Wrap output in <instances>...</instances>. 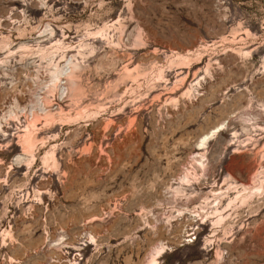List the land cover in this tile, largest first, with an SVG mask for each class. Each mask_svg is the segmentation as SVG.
<instances>
[{"label":"rangeland","instance_id":"374dc122","mask_svg":"<svg viewBox=\"0 0 264 264\" xmlns=\"http://www.w3.org/2000/svg\"><path fill=\"white\" fill-rule=\"evenodd\" d=\"M253 186L264 0H0V264H264Z\"/></svg>","mask_w":264,"mask_h":264},{"label":"bare ground","instance_id":"6f19581e","mask_svg":"<svg viewBox=\"0 0 264 264\" xmlns=\"http://www.w3.org/2000/svg\"><path fill=\"white\" fill-rule=\"evenodd\" d=\"M69 65H70V63H68ZM71 66V65H70ZM68 70V69H67ZM56 73V72H55ZM60 73L61 72H59V73H56L55 74V80L56 79H58V77H59V75H60ZM221 126H223V123L222 124H220L219 126H217V127H215V129H213L210 133H207V134H205L204 136H202L201 138H200V140H198L197 142H196V149H202L204 146H205V143H206V140L210 137V136H212L213 134H215L217 131H219V130H221ZM200 162V161H199ZM254 187V186H253ZM243 190H245V192L246 193H248V194H250V193H253V192H256V193H258V194H264V187H254V188H243ZM218 219H217V223H218V221H221V218L222 217H217ZM186 236V235H185ZM186 238V237H185ZM185 238H184V240H185ZM156 249V251H155V253H153V254H151V257H150V260L148 261V263L147 264H158V262H157V259L160 257V256H162L165 252L163 251V245H159L157 248H155Z\"/></svg>","mask_w":264,"mask_h":264},{"label":"built area","instance_id":"2783aa9c","mask_svg":"<svg viewBox=\"0 0 264 264\" xmlns=\"http://www.w3.org/2000/svg\"><path fill=\"white\" fill-rule=\"evenodd\" d=\"M185 240L183 239L182 243L187 244V243H192L195 240V235L192 231L186 233Z\"/></svg>","mask_w":264,"mask_h":264}]
</instances>
